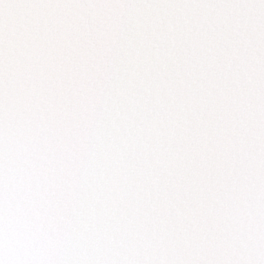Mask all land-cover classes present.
Returning <instances> with one entry per match:
<instances>
[{
	"label": "snow or ice",
	"instance_id": "6c2138e0",
	"mask_svg": "<svg viewBox=\"0 0 264 264\" xmlns=\"http://www.w3.org/2000/svg\"><path fill=\"white\" fill-rule=\"evenodd\" d=\"M0 264H264V0H0Z\"/></svg>",
	"mask_w": 264,
	"mask_h": 264
}]
</instances>
